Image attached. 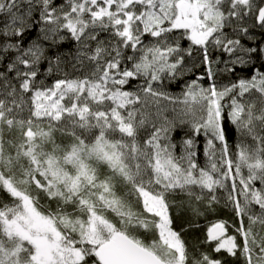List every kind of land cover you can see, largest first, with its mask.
Returning a JSON list of instances; mask_svg holds the SVG:
<instances>
[{"label":"snow or ice","instance_id":"obj_1","mask_svg":"<svg viewBox=\"0 0 264 264\" xmlns=\"http://www.w3.org/2000/svg\"><path fill=\"white\" fill-rule=\"evenodd\" d=\"M256 30L264 0H0V264H264ZM65 41L70 65L48 55ZM219 204L233 218L190 248Z\"/></svg>","mask_w":264,"mask_h":264},{"label":"trees","instance_id":"obj_2","mask_svg":"<svg viewBox=\"0 0 264 264\" xmlns=\"http://www.w3.org/2000/svg\"><path fill=\"white\" fill-rule=\"evenodd\" d=\"M63 0H57V3H62ZM257 43L260 42L262 35L259 32V30H256L255 32ZM38 39V31L33 30L25 39V44L29 43L32 40ZM245 44H250L251 42L248 40L243 41ZM183 47L188 46L187 41L182 42ZM45 47H48V44L45 43ZM76 45L72 41H65L62 44L53 46L49 49L48 55L58 54L61 57H68L69 65L74 62L72 58L75 56L76 53ZM215 55V53H214ZM226 58V57H225ZM186 61L189 63V66H191V59L186 58ZM42 69L47 68V63L41 65ZM259 67V64L257 65ZM70 70V68H69ZM238 72L241 76L250 75L252 73V69H244L243 71H240L238 69ZM204 73V67L201 65L199 67H195L192 69L191 72H185V74L180 77L177 81L169 83L167 85V91L172 93L173 95H179L183 89H184V83L186 81H191L193 79H196L197 76ZM55 77L50 76L48 79V83H51ZM205 86H207V82H205ZM169 116L172 115L171 112L168 113ZM190 132V126L187 124L178 125L176 128V131L173 133V141L175 143H180L185 137V133ZM228 141L230 145H233L237 140V134L234 131V126L228 123ZM197 141V153H198V161L201 165H203L206 161V157L204 156V146L206 142V138L203 136V134L196 137ZM179 152V149H177ZM216 211L215 212H207L203 216L199 218L194 219V223L198 224V227H190L186 232L183 233L185 240L188 242L189 247L192 246H199L202 250H209L210 246L203 244L202 241L205 239L206 235V229L209 226V224L215 220L219 219H225V220H231L233 218V214L229 208H224L222 204L215 206ZM183 224V226L187 227V224L185 221H178V227ZM226 259V264H239V262H234L233 258L231 257H223Z\"/></svg>","mask_w":264,"mask_h":264}]
</instances>
